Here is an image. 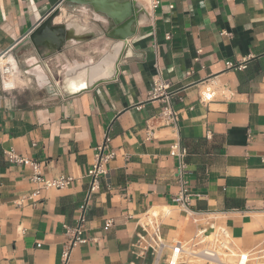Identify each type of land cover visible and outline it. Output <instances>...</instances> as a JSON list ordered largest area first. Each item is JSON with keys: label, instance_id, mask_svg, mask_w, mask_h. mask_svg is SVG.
Listing matches in <instances>:
<instances>
[{"label": "crops", "instance_id": "1", "mask_svg": "<svg viewBox=\"0 0 264 264\" xmlns=\"http://www.w3.org/2000/svg\"><path fill=\"white\" fill-rule=\"evenodd\" d=\"M90 1L0 0V56L11 50L13 57L12 73L0 75V264H151L150 255L140 258L133 247L137 221L150 209L160 213L167 242L188 240L215 223L241 250L261 246L264 0H158L156 9L152 0H135L144 13L117 79L71 97L49 93V84L61 85L67 73L84 87L104 76L109 18L134 0ZM53 8L41 55L24 36ZM61 41V52L54 50ZM243 60L244 70L225 64ZM156 62L176 92L178 130L164 126L161 101L150 97ZM208 91L214 98L201 101ZM107 134L116 156L90 193L88 171ZM175 143L188 150L190 213L173 200L180 190L179 159L170 154ZM11 148L41 162L46 177L71 175L73 184L20 204L35 184L30 166L6 157ZM84 203L88 241L64 261L65 227L79 223ZM107 218L115 221L108 230Z\"/></svg>", "mask_w": 264, "mask_h": 264}, {"label": "built area", "instance_id": "2", "mask_svg": "<svg viewBox=\"0 0 264 264\" xmlns=\"http://www.w3.org/2000/svg\"><path fill=\"white\" fill-rule=\"evenodd\" d=\"M158 0L151 1V8L156 9ZM166 39H171V34H166ZM11 50H7L0 56V75L6 77L13 71V58ZM226 67L233 70H244L247 67L245 60L225 62ZM157 78L154 80L150 97L161 101L159 117L166 127L178 130L180 127V114L174 105L176 92L171 88V83L161 77V70L158 63ZM190 74V72H189ZM215 96V92L208 91L201 96V101L209 102ZM154 129L147 125L146 137L153 138ZM110 136L107 134L104 142L95 147L94 162L88 171L90 177L89 192L92 193L99 188L100 178L106 173V165L116 156V152L110 146ZM170 154L179 159L178 174L180 177V190L174 196L175 204L181 206L190 213L192 193L189 190L188 182L185 179L187 148L180 143L173 144ZM9 161L15 164L30 166L32 169L31 181L35 188L28 195L21 198L20 204L34 202L46 190L52 188H64L73 184L74 177L62 174L50 178L42 172V163L38 160L22 156L11 148L5 151ZM264 163V154L262 156ZM82 214L76 226H66V233L69 235V244L63 251V259L67 261L70 250L80 244L87 243L84 235V224L86 221L85 212L87 203L81 205ZM162 217L157 210L150 209L145 212L137 221L139 231L137 242L133 245L135 254L140 258L151 256V264H264V242L258 248L252 250H241L238 248L228 229L215 223H206L188 240H176L167 242L161 234ZM115 224L113 218H107L104 228L110 229ZM169 251V254L167 253Z\"/></svg>", "mask_w": 264, "mask_h": 264}, {"label": "water", "instance_id": "3", "mask_svg": "<svg viewBox=\"0 0 264 264\" xmlns=\"http://www.w3.org/2000/svg\"><path fill=\"white\" fill-rule=\"evenodd\" d=\"M67 2L72 3H78V4H84L87 5L90 3V0H64ZM133 6L134 12L131 14V11L128 12V18L123 16L124 19H113L109 18L108 24H107V32L106 36L112 40L110 44V51L111 54L109 55L108 59L107 57L100 60L101 63H104L106 72L104 76H102L99 80L92 83L90 86L83 87L79 90L72 91L66 86L67 82V76L70 75L69 73L65 74V78L63 79L62 84H49L47 87L49 93L56 95L57 93H61L63 97H71L73 95H76L82 91L89 90L94 85H97L99 83L105 82V81H112L117 79L118 70H119V63L123 60H126L130 57L129 49L130 44L128 43V38H130L134 34L135 25L140 20L141 14L144 13V10L142 7H140L136 1L134 0L132 3H130V7ZM135 6V7H134ZM55 8L51 10V12L43 18L36 26H34L27 34H25V42H29L33 47L37 49L38 52L43 54V41L42 37L45 35V32L48 31V25L52 21L53 16H55ZM63 41L60 43H56L54 50L60 51L63 48ZM50 48V46H48ZM51 51V48L49 49ZM54 53V52H53ZM51 55V54H48ZM58 88H56V87Z\"/></svg>", "mask_w": 264, "mask_h": 264}, {"label": "bare ground", "instance_id": "4", "mask_svg": "<svg viewBox=\"0 0 264 264\" xmlns=\"http://www.w3.org/2000/svg\"><path fill=\"white\" fill-rule=\"evenodd\" d=\"M129 7H130V3L129 2H126L123 6L118 7L117 12L119 14H115L114 15V18L115 19H121V18H123V16H125L128 13V10H129L128 8ZM104 8L107 9V6H104ZM107 10L110 12L111 9L110 10L107 9ZM112 12H114V10H111V13ZM112 14H110V15H112ZM114 18L111 17V20H113ZM66 83H67L66 84L67 88H69L72 91L79 90V89L83 88L84 86H86V83L85 82L78 81V78L76 76H73V75L72 76L71 75H68L67 76V82Z\"/></svg>", "mask_w": 264, "mask_h": 264}]
</instances>
